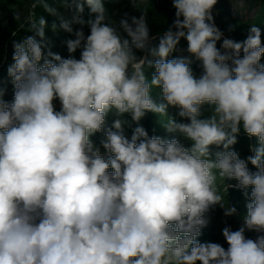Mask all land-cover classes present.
I'll return each instance as SVG.
<instances>
[{"label": "clouds", "instance_id": "obj_1", "mask_svg": "<svg viewBox=\"0 0 264 264\" xmlns=\"http://www.w3.org/2000/svg\"><path fill=\"white\" fill-rule=\"evenodd\" d=\"M129 2L139 16L116 20L104 0H37L50 26L14 14L33 35L12 42L0 78V264H264L261 28L236 41L215 23L218 0H171L153 35L148 0ZM49 27L74 37L67 57ZM148 113L168 135L149 134ZM241 132L255 140L246 158ZM229 188L246 200L241 226L222 229L227 248L201 242L217 206L239 215Z\"/></svg>", "mask_w": 264, "mask_h": 264}, {"label": "rangeland", "instance_id": "obj_2", "mask_svg": "<svg viewBox=\"0 0 264 264\" xmlns=\"http://www.w3.org/2000/svg\"><path fill=\"white\" fill-rule=\"evenodd\" d=\"M149 1V0H148ZM49 3H53V0H48ZM105 7L110 11V13L114 14V19L119 20L121 16L127 12L130 15H135L136 11L131 6L129 0H104ZM146 4L139 5V8L144 7ZM227 5L230 10L233 12L240 11V14L246 12L245 8L243 7L242 0H227ZM55 7H59L58 4H53ZM243 9V10H242ZM63 11V9H61ZM19 12L21 15V20L24 17L32 16L33 18L38 19L41 15L45 17L49 26L51 23L56 19L55 17L49 15L47 12L44 11L43 7L39 6L37 0H0V78L7 80V67L13 62L12 61V54H13V46L12 39L13 33H16V37L20 38L22 36H29L33 35V33L27 31V28L20 29V21H16L14 18V14ZM67 16H71L70 12L66 13ZM238 18H241L242 15H237ZM84 18H88V10L84 13ZM235 19V18H234ZM230 19H224L221 17V30L223 31L225 37L234 39L236 41H242L246 38L248 29H242L239 31L235 28L237 23H241L239 20L235 19L236 22L229 21ZM242 24V23H241ZM74 28H79V25H73ZM238 30V33L236 32ZM85 33H88V28L85 26L84 28ZM46 36L52 43V51L61 54L64 57H67L69 53L67 52L66 45L64 41L67 39L74 38L71 34L64 32L63 30H59L56 33L51 31L49 27L46 29ZM14 37V39L16 38ZM76 56H79V52L76 53ZM264 62V61H262ZM7 87V94L5 99L11 100L12 98V85L10 83L6 84ZM172 114V110H170ZM111 117L115 119L116 117L111 114ZM126 118V117H125ZM112 119V120H113ZM112 122V121H111ZM110 124V123H109ZM130 129V128H129ZM161 132H159V136H166L168 135L164 128L161 127ZM126 134L130 137L131 131H128L126 127ZM99 134L93 139L98 143L99 142ZM227 183L235 184V181H228ZM233 188H229L228 195L226 199L228 200L229 204L235 206L238 210L239 215L226 217L224 215V210L220 207H216L211 213V221L209 226L203 230L208 235H204V237L200 238L201 242H215L219 243L225 248H227V244L222 236V229L225 226H230L233 230H237L241 224L242 219L241 217L246 214L240 207L241 201L238 200L236 196H230L232 193ZM227 202V201H226ZM239 206V207H238ZM204 234V233H203ZM254 232H246V236L249 238L255 237Z\"/></svg>", "mask_w": 264, "mask_h": 264}, {"label": "trees", "instance_id": "obj_3", "mask_svg": "<svg viewBox=\"0 0 264 264\" xmlns=\"http://www.w3.org/2000/svg\"><path fill=\"white\" fill-rule=\"evenodd\" d=\"M243 7L246 9L244 13L240 14V11L233 12L228 8L227 0H218V3L216 4L213 14L216 25L221 28V17L224 19H230L229 21L236 22L235 19L239 20L241 23L236 22L235 28L239 31H242L243 28L248 29V27L251 24H256L261 28L262 31V40H264V0H242ZM145 7H147L149 13H148V25L151 30V34L156 35L158 33H162L166 28L172 23V20L174 19V13L175 9L172 7L171 0H149L148 3L140 8V10H143ZM88 10L87 7L85 8V11ZM243 10V9H242ZM136 16L140 15V12L137 10L135 13ZM237 15H242L241 18H238ZM235 18V19H234ZM238 30L236 32L238 33ZM15 36L12 37L13 40L19 41L25 38L26 36H22L20 38H15ZM182 48L186 49V41H181ZM184 55H187V52L183 53ZM194 70L198 73L199 67L198 62H195L193 64ZM151 71V70H149ZM174 113V109H170ZM175 114V113H174ZM111 114L108 117V122L111 123L112 121ZM126 119L130 120V117H126ZM158 117L155 116L152 113H148L146 118L142 121L144 127L149 131V134H155L158 135L159 132H161V126L157 123ZM135 125H133L134 127ZM128 131H131V128H128ZM255 143V140H250L247 135H245L243 132H241V135L239 137V142L235 146V149L239 152L241 158H246L250 152H249V145ZM249 168L252 169V166L249 165ZM254 170V169H252ZM232 190V193H230V196H236L240 203V207H242V210L246 212V200L244 196L242 195V192L240 190H237L235 188L230 189ZM239 207V206H238ZM200 238L204 237V235H208L206 232H203Z\"/></svg>", "mask_w": 264, "mask_h": 264}]
</instances>
